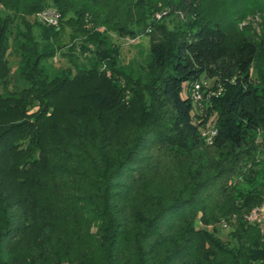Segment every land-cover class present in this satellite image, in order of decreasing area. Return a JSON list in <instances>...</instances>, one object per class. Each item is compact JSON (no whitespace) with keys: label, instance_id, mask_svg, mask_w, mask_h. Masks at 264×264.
<instances>
[{"label":"trees","instance_id":"obj_1","mask_svg":"<svg viewBox=\"0 0 264 264\" xmlns=\"http://www.w3.org/2000/svg\"><path fill=\"white\" fill-rule=\"evenodd\" d=\"M249 1L258 3L257 0H223L218 7H227L234 17L230 19L226 13L225 17L213 15L217 6L203 13L199 8L202 0H0V118H7L5 127L0 126V150L1 154L15 155L17 180L34 184V192L30 194L32 204L44 209L41 201L44 193L76 182L78 185H71L69 197L72 199L73 192L82 191L80 184H87L79 180L78 170L70 169L68 159L56 158L55 144L41 143V135L46 130L57 131L52 120L54 112H50L55 106L54 97L71 86L89 89L81 96L78 109L67 111L68 118L78 123L84 133L85 122L91 123L93 117L101 121L112 108L111 93L118 94L114 95L117 100L124 93H133L130 103L134 107L141 106L135 94L142 92L146 97L145 108L151 113L157 109L156 118L153 117L157 127L146 133L152 139L154 155L166 158V153L172 151L188 155L194 150V159L192 156L186 159L190 167L194 165L201 173L211 163L208 151H212L223 161L213 164L223 166L212 178L205 179L207 186L199 184L195 193L150 206L148 221L135 237L129 238L133 264H264V229L260 231L257 225L244 219L252 207L260 204L264 184H251L252 188L243 189L236 180L238 176L244 182L250 179L254 171L252 157L258 147L255 134L259 129L264 130L262 92L251 75L255 64L258 68L259 50L256 43L245 36L233 41L227 38L241 17V10L235 6ZM49 7L59 14V31L64 27L71 30L69 54L62 52L60 56L68 59L74 76L67 72L60 78L58 73L62 70L53 71L48 64L60 47V33L34 22L22 29L15 24L16 20H21L20 16H30ZM131 10L137 15L136 28L113 19L124 15L127 20ZM156 14H159L158 19ZM170 17L176 20L172 28L164 22ZM85 19L91 24L90 28L84 27ZM110 21L120 38L147 37L145 70L137 64L119 66L116 50L105 47V30L101 27H109ZM20 23H24L23 18ZM10 50L18 58L13 71L7 60ZM83 55L85 62H78L83 60ZM104 75L109 76L108 83L114 92L88 88L93 78L103 79ZM207 82L211 83L208 91L218 93L207 97L205 117L201 122H194L191 98L186 92L184 97L181 94L194 84ZM260 85H264V79H260ZM262 89L264 92V86ZM159 98L160 106L156 107L153 103L159 102ZM34 107L36 111L27 121L11 122L13 117H26V111ZM211 113L215 114V134L207 145L201 129ZM117 167L116 177H120L121 169L134 172L127 160ZM70 175L77 176V181ZM4 176L8 179L7 173ZM68 178L71 182H66ZM205 186L210 189L200 197V190ZM215 195H219L216 200L212 198ZM3 196L0 195V203ZM217 202H220L219 208L215 206ZM222 204L235 213L234 217L223 219L232 229L230 243L203 227L218 221L214 211ZM9 207L1 205L0 208V224L3 222L0 264L20 263L21 256L16 254L15 245L22 241L33 248L35 240L31 237V229L41 230L49 221L47 213L34 217L31 210L14 211L10 217H3ZM196 218L199 226L195 225ZM29 220L32 225L27 222ZM27 235H31L30 239Z\"/></svg>","mask_w":264,"mask_h":264},{"label":"rangeland","instance_id":"obj_2","mask_svg":"<svg viewBox=\"0 0 264 264\" xmlns=\"http://www.w3.org/2000/svg\"><path fill=\"white\" fill-rule=\"evenodd\" d=\"M153 1L156 2V0ZM221 2L223 0H202L199 8L205 13L211 8L214 9L215 6H220ZM257 2L256 4L249 1L235 6L241 10V17L236 21L235 28L229 32L227 38L229 41H233L239 36H245L258 46L260 58L258 59V68L255 64L251 70V75L253 83L255 85L258 83L260 87L261 100L264 102V92L262 91L264 85H260V79H264V0H257ZM215 9L218 10H215L213 15L217 17L223 16L225 13V16H230V10L225 6ZM44 10H52L57 14L54 8L49 7ZM44 10L37 11L30 16H20L21 20H16L15 24L19 29H22L23 26H29L34 22L53 28L55 32L60 33L58 43L60 47L48 64L53 71L62 70L61 73H58L60 78L63 76L62 74L67 72L74 76L75 72L71 69L68 59L65 56H60L62 52L69 54L68 49H70L72 43L69 41V36L72 34L71 30L64 27L59 31L58 21L56 26L47 24L40 18V14ZM57 15L59 16V14ZM123 16L113 19H118L120 22L124 21L127 26H131L133 29L137 27L135 26L137 18L135 11H130L127 20H124ZM157 16L159 17V14H156V19H158ZM231 17L233 15L230 16V19ZM22 18L24 20L23 24L20 23ZM175 21L170 17L164 22L168 28H172ZM111 22L108 24L109 27H101L105 30V47L116 50L119 66L128 67L130 64H134V66L137 64L142 70H145L148 62L147 37L120 38L112 29ZM84 27H91L87 19H85ZM32 32L34 35L37 34L34 27ZM74 53L75 55L78 54L77 52ZM85 58L83 55V60H78V62L84 63ZM7 60L11 71H13L17 65V55L10 50L7 54ZM66 68L68 71L65 70ZM108 77L104 75L103 79L93 78L92 83L88 84V88H93V90L100 88L112 92L113 88L109 86ZM120 83H118L119 86H121ZM210 86V82L205 85L194 84L191 89L188 88L190 90L182 91V97L187 93L191 98L194 122H201L205 117L208 105L207 97L218 93L208 91ZM68 88L66 91L58 93V95L55 94V106L50 111L54 112L52 120L55 122L57 131L52 133L46 130L41 135V143H48L51 146L55 144L56 158L62 161L68 159L66 162L71 166L70 169L78 170L77 175L81 176L79 180L87 183L80 184L81 189L83 188L81 192H78V190L73 192L74 197L71 199L69 196L72 193V186L77 183L63 184L61 188L59 185L55 190L44 193L41 200L44 209L36 208L30 197L31 192H34V184L30 181L27 184L20 183L15 176V155L12 153L1 154L0 150V195H4L0 208L1 205L10 206L9 210H5L6 213L3 217L8 215L10 217L14 211L28 212V210H31L34 217L40 216L44 212L49 215V221L43 229L40 230V228L34 227V229H31L32 236L27 235L29 239L31 236L35 240L33 248L22 241L15 245L16 254L21 256L19 258L20 263L17 264H107L108 262L110 264H133L134 259L131 258L132 249L129 238L141 230L145 222L148 221L150 206L155 207L174 197H187L197 191L196 187L199 184L207 186L205 179L212 178L217 169L223 166L221 163L220 165L215 164L223 161H220V155L208 151V160L211 163L205 171L199 173L194 165L190 167L186 159V157L191 156L194 159V154L196 155L194 150L188 155L172 151L166 153V158L154 155L153 146L150 144L152 139L149 136L147 137L146 133L150 128L154 130L157 127L155 121H153V117L156 118L157 109H154L155 112L151 113L148 110L149 108H145L144 100H146V97L142 92L135 94L141 106L134 105V107L130 103L132 102L130 99H133V93H124L123 97L118 100L117 96L114 98V95L118 94L112 95L111 93L114 102L112 108L103 115L101 121L98 122L93 117L91 123L87 124L85 122V130L82 133L78 123L68 118L67 111L71 108L78 109L81 104V96L89 89H83V86ZM160 102L161 99L159 102H154L153 105L160 106ZM161 110L163 112V109ZM34 111H36V107L26 111L24 116L27 118L17 116L11 118V122L22 121L23 119L27 121ZM6 119L0 118L1 127H5L7 124ZM214 122L215 114L211 113L201 129V136L207 145L209 144L208 138L213 130ZM255 137V143L258 147L252 157L254 171L250 174V179L245 182L241 176L236 179L237 184H241L243 189L252 188L251 184H264V130L259 129L256 131ZM145 146L146 149H142ZM123 160L128 161V166L133 168L134 172L129 173L121 169L120 177H116L114 170L118 169L117 165L124 163ZM42 171L44 172V170ZM4 173L8 174V179H6ZM9 176L12 180L15 178L13 183ZM70 176L74 177V181H77V176ZM66 182L71 181L68 178ZM88 184L91 187H87ZM215 184H218L217 181ZM206 186L200 190V197L208 192L207 189H210V186L208 188ZM75 194L82 195V197H76ZM217 197L219 195L212 198L216 200ZM104 198H106V201H104ZM125 202H128V204ZM68 203H71L75 209L70 207ZM259 203L257 206H260L261 214L264 216V192ZM131 206L135 210L131 209ZM215 206L219 208L220 202H217ZM224 206L226 205L222 204L219 210L215 209L214 211L217 214L218 221L203 227L213 231L215 235L230 243L232 229L223 219L227 216L234 217L235 213L229 212ZM27 222L32 225L31 220ZM252 224L257 225L262 231L264 229V218H260L259 223L254 222ZM195 225H200L197 218Z\"/></svg>","mask_w":264,"mask_h":264},{"label":"built area","instance_id":"obj_3","mask_svg":"<svg viewBox=\"0 0 264 264\" xmlns=\"http://www.w3.org/2000/svg\"><path fill=\"white\" fill-rule=\"evenodd\" d=\"M158 17V16H157ZM40 18L45 21L47 24H50L52 26H56L57 23V19H58V15L52 11V10H44L41 14H40ZM197 85V84H196ZM197 87V86H196ZM215 134V130H212L209 134V141L210 138ZM262 216V217H261ZM260 218H264V216L261 214V208L260 206H254L250 209V211L244 216V219L247 222L250 223H259L260 222Z\"/></svg>","mask_w":264,"mask_h":264}]
</instances>
